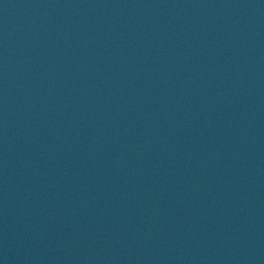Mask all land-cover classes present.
I'll use <instances>...</instances> for the list:
<instances>
[{
    "label": "water",
    "instance_id": "obj_1",
    "mask_svg": "<svg viewBox=\"0 0 264 264\" xmlns=\"http://www.w3.org/2000/svg\"><path fill=\"white\" fill-rule=\"evenodd\" d=\"M0 264H264V0H0Z\"/></svg>",
    "mask_w": 264,
    "mask_h": 264
}]
</instances>
